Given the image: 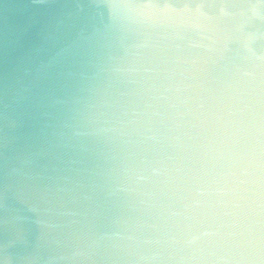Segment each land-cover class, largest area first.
I'll return each mask as SVG.
<instances>
[{"label":"clouds","instance_id":"1","mask_svg":"<svg viewBox=\"0 0 264 264\" xmlns=\"http://www.w3.org/2000/svg\"><path fill=\"white\" fill-rule=\"evenodd\" d=\"M0 264H264V0H0Z\"/></svg>","mask_w":264,"mask_h":264}]
</instances>
